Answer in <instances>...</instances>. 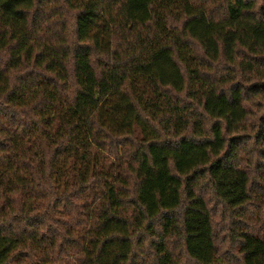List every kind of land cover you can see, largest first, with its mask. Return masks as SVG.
<instances>
[{"label": "trees", "instance_id": "obj_1", "mask_svg": "<svg viewBox=\"0 0 264 264\" xmlns=\"http://www.w3.org/2000/svg\"><path fill=\"white\" fill-rule=\"evenodd\" d=\"M0 264H264L254 0H0Z\"/></svg>", "mask_w": 264, "mask_h": 264}, {"label": "rangeland", "instance_id": "obj_2", "mask_svg": "<svg viewBox=\"0 0 264 264\" xmlns=\"http://www.w3.org/2000/svg\"><path fill=\"white\" fill-rule=\"evenodd\" d=\"M254 1L256 3V9H257V11L263 12L264 11V0H254ZM260 219H262V216L261 215H260ZM227 231H228V227L226 229V233H227ZM228 246H229V243H226L225 242L224 245H223V250H225Z\"/></svg>", "mask_w": 264, "mask_h": 264}]
</instances>
